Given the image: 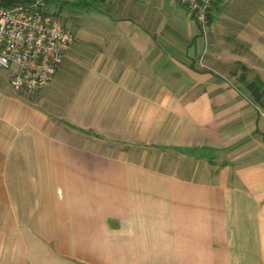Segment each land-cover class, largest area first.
<instances>
[{"label": "crops", "instance_id": "1", "mask_svg": "<svg viewBox=\"0 0 264 264\" xmlns=\"http://www.w3.org/2000/svg\"><path fill=\"white\" fill-rule=\"evenodd\" d=\"M47 2L42 96L0 69V264H264V0Z\"/></svg>", "mask_w": 264, "mask_h": 264}, {"label": "built area", "instance_id": "2", "mask_svg": "<svg viewBox=\"0 0 264 264\" xmlns=\"http://www.w3.org/2000/svg\"><path fill=\"white\" fill-rule=\"evenodd\" d=\"M206 33L214 0H175ZM74 36L47 0H0V69L14 92H40L60 68Z\"/></svg>", "mask_w": 264, "mask_h": 264}, {"label": "trees", "instance_id": "3", "mask_svg": "<svg viewBox=\"0 0 264 264\" xmlns=\"http://www.w3.org/2000/svg\"><path fill=\"white\" fill-rule=\"evenodd\" d=\"M241 70L246 71L247 69L241 66ZM240 79L244 80V74L241 75ZM245 86L255 102L261 103L264 101V83L258 77L250 82H245Z\"/></svg>", "mask_w": 264, "mask_h": 264}, {"label": "rangeland", "instance_id": "4", "mask_svg": "<svg viewBox=\"0 0 264 264\" xmlns=\"http://www.w3.org/2000/svg\"><path fill=\"white\" fill-rule=\"evenodd\" d=\"M52 8H53V10H57L56 6H54V7H52ZM52 8H51V9H52ZM43 90H44V89H43ZM43 90H42V91H43ZM42 91H40V92H32V93H29V94H30L31 96H34V97H36V96L39 97V96H42V93H41ZM32 98H33V97H32Z\"/></svg>", "mask_w": 264, "mask_h": 264}]
</instances>
